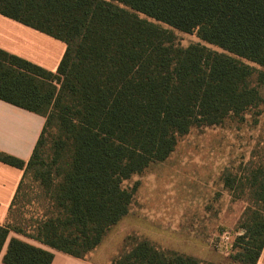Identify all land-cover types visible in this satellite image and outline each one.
Here are the masks:
<instances>
[{
	"label": "trees",
	"instance_id": "16d2710c",
	"mask_svg": "<svg viewBox=\"0 0 264 264\" xmlns=\"http://www.w3.org/2000/svg\"><path fill=\"white\" fill-rule=\"evenodd\" d=\"M0 14L66 43L56 71L0 48V99L46 119L27 162L0 151L24 170L0 223L6 264L54 258L11 232L87 257L129 213L138 183L127 188L126 179L167 159L193 127L221 125L262 101L242 59L264 67V0H0ZM155 21L222 51L178 45ZM27 177L38 185L34 209L14 219ZM250 183L262 208L248 209L231 264H258L264 248V168ZM109 264L223 263L141 239Z\"/></svg>",
	"mask_w": 264,
	"mask_h": 264
},
{
	"label": "rangeland",
	"instance_id": "374dc122",
	"mask_svg": "<svg viewBox=\"0 0 264 264\" xmlns=\"http://www.w3.org/2000/svg\"><path fill=\"white\" fill-rule=\"evenodd\" d=\"M159 24L174 33L178 45L201 43L222 51L193 33ZM29 31L22 37L12 36L9 45L23 48L25 57L56 71L65 42L32 27ZM242 60L255 69L252 82L261 93L260 104L242 115H230L221 125L193 127L179 138L167 159L152 162L126 179L124 187L138 183L129 213L107 232L87 255L89 259L109 264L139 240L148 239L160 249L231 264L228 257L237 237L246 232L242 225L248 209L262 208L250 179L254 170L264 168V81L259 80L264 67ZM37 186L31 177L26 178L14 219L31 216ZM7 206L0 205V215ZM227 232L230 238L224 241Z\"/></svg>",
	"mask_w": 264,
	"mask_h": 264
},
{
	"label": "crops",
	"instance_id": "0c3cea01",
	"mask_svg": "<svg viewBox=\"0 0 264 264\" xmlns=\"http://www.w3.org/2000/svg\"><path fill=\"white\" fill-rule=\"evenodd\" d=\"M3 16L5 15L0 14V48L30 60L31 58L25 57V54L22 51L23 48H13L9 45V41L12 39V36L18 35V37H22L30 34L31 31H29V27L31 26L25 25L21 22L8 23L9 21L5 19L7 16ZM65 50L66 43L64 52ZM39 63L37 62L36 64L41 65ZM43 67L47 69L46 66ZM45 120V117L41 114L0 99V151L17 156L27 162L30 159L34 147L40 137ZM23 174V169L7 164L0 160V205H8L0 215V223H5L7 219L10 205L17 193V189L23 178ZM12 233L13 232H11V234ZM14 236L22 238L37 246L51 250L54 253V258L51 264H100L99 262L93 261L88 257H75L22 234L14 232ZM7 244L8 242H6L2 253L0 254V264H6L3 261V254L7 248ZM258 264H264V248L259 257Z\"/></svg>",
	"mask_w": 264,
	"mask_h": 264
},
{
	"label": "built area",
	"instance_id": "2783aa9c",
	"mask_svg": "<svg viewBox=\"0 0 264 264\" xmlns=\"http://www.w3.org/2000/svg\"><path fill=\"white\" fill-rule=\"evenodd\" d=\"M229 238H230V235H229V233L227 232V233H225L223 236H222V240H224V241H227V240H229Z\"/></svg>",
	"mask_w": 264,
	"mask_h": 264
}]
</instances>
